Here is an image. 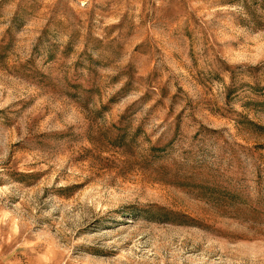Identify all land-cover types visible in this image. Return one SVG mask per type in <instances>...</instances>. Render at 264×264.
I'll use <instances>...</instances> for the list:
<instances>
[{
	"label": "rangeland",
	"instance_id": "rangeland-1",
	"mask_svg": "<svg viewBox=\"0 0 264 264\" xmlns=\"http://www.w3.org/2000/svg\"><path fill=\"white\" fill-rule=\"evenodd\" d=\"M0 264H264V0H0Z\"/></svg>",
	"mask_w": 264,
	"mask_h": 264
}]
</instances>
